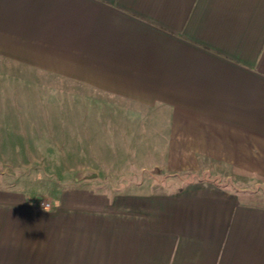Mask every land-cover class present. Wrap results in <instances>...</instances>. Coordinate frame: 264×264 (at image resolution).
<instances>
[{
	"label": "crops",
	"instance_id": "crops-1",
	"mask_svg": "<svg viewBox=\"0 0 264 264\" xmlns=\"http://www.w3.org/2000/svg\"><path fill=\"white\" fill-rule=\"evenodd\" d=\"M0 79L141 161L48 212L0 179V264H264V0H0Z\"/></svg>",
	"mask_w": 264,
	"mask_h": 264
},
{
	"label": "rangeland",
	"instance_id": "rangeland-1",
	"mask_svg": "<svg viewBox=\"0 0 264 264\" xmlns=\"http://www.w3.org/2000/svg\"><path fill=\"white\" fill-rule=\"evenodd\" d=\"M12 84L0 79V179L7 187L23 189L43 210L41 202H48L50 209L52 198L78 181L79 185L95 184L97 179L100 183L93 187H124L109 183L130 179V161L141 163L130 157L124 135H110L125 133L126 121H68L56 98L62 96L60 90L50 94L53 103L45 104L48 90L19 89ZM100 131L107 135H97ZM150 177L161 186L174 182L158 170L150 171Z\"/></svg>",
	"mask_w": 264,
	"mask_h": 264
},
{
	"label": "built area",
	"instance_id": "built-area-1",
	"mask_svg": "<svg viewBox=\"0 0 264 264\" xmlns=\"http://www.w3.org/2000/svg\"><path fill=\"white\" fill-rule=\"evenodd\" d=\"M41 205L45 208L49 207V203L48 202H41Z\"/></svg>",
	"mask_w": 264,
	"mask_h": 264
},
{
	"label": "clouds",
	"instance_id": "clouds-1",
	"mask_svg": "<svg viewBox=\"0 0 264 264\" xmlns=\"http://www.w3.org/2000/svg\"><path fill=\"white\" fill-rule=\"evenodd\" d=\"M44 210L48 212V209L47 208H44Z\"/></svg>",
	"mask_w": 264,
	"mask_h": 264
}]
</instances>
